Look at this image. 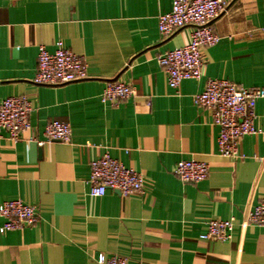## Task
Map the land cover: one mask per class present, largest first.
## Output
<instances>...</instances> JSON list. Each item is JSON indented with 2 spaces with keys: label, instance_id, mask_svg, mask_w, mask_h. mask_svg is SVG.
I'll list each match as a JSON object with an SVG mask.
<instances>
[{
  "label": "crops",
  "instance_id": "obj_1",
  "mask_svg": "<svg viewBox=\"0 0 264 264\" xmlns=\"http://www.w3.org/2000/svg\"><path fill=\"white\" fill-rule=\"evenodd\" d=\"M172 5L0 0V103L23 95L34 106L19 140L0 133V204L21 199L39 213L37 224L0 233V264H99L100 253L144 264H264V229L243 225L264 197V134L240 140L244 158L225 157L212 111L194 100L209 78L264 86V0H229L212 22L220 40L202 49L203 76L178 89L157 57L188 44L193 27L160 33L158 17ZM59 40L86 59L88 78L35 83L39 47L54 51ZM111 81L137 95L103 102ZM256 114L263 128L264 99ZM55 119L70 123L71 141L39 145ZM106 152L145 176L143 192L91 195V163ZM184 159L207 162L208 178L180 180L174 169ZM212 219H233L228 240L201 238Z\"/></svg>",
  "mask_w": 264,
  "mask_h": 264
},
{
  "label": "built area",
  "instance_id": "obj_2",
  "mask_svg": "<svg viewBox=\"0 0 264 264\" xmlns=\"http://www.w3.org/2000/svg\"><path fill=\"white\" fill-rule=\"evenodd\" d=\"M229 6V0H173L172 9L159 15V30L164 37L191 25L193 30L188 44L169 49L158 55L157 60L164 68L170 87L178 89L186 79H200L204 74L203 48L220 40L212 22ZM86 59L57 41L54 51L45 45L39 47L38 66L34 81L37 84L61 85L88 78ZM137 95L136 87L123 81L108 82L101 99L103 102L119 103ZM264 99V86L245 87L228 79L209 78L205 89L195 95V103L212 111L215 125L219 127V152L228 158H244L240 140L248 134H264V127L255 124L256 106ZM34 106L23 95H10L0 103V133L5 131L13 140H19L25 131L33 127ZM33 138V137H32ZM72 139L70 123L52 120L45 125L44 139L39 145ZM264 161V156L260 157ZM207 162L184 159L177 163L174 173L182 181L199 183L209 176ZM93 196H103L108 189L118 191L123 196L141 193L145 176L126 167L117 158L106 152L91 163L90 174ZM0 216L5 221L0 233L13 229L30 227L39 221L37 207L21 199L6 200L0 204ZM254 224L264 229V197L249 212L243 225ZM233 219H212L207 231L201 235L205 240H228L234 229ZM99 264H144L143 261L130 263L121 255H98Z\"/></svg>",
  "mask_w": 264,
  "mask_h": 264
}]
</instances>
